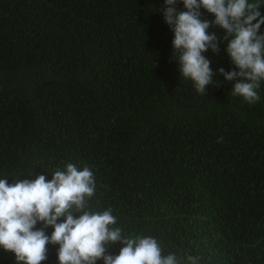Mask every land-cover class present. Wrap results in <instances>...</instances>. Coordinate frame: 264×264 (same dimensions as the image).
<instances>
[{
	"label": "trees",
	"instance_id": "obj_1",
	"mask_svg": "<svg viewBox=\"0 0 264 264\" xmlns=\"http://www.w3.org/2000/svg\"><path fill=\"white\" fill-rule=\"evenodd\" d=\"M164 7L0 0V178L87 166L88 210L111 209L122 234L154 237L181 264H264V82L254 104L231 95L216 72L235 69L222 41L203 53L215 75L198 93L173 57ZM47 248L41 264H58V245ZM0 264L14 253L0 247Z\"/></svg>",
	"mask_w": 264,
	"mask_h": 264
},
{
	"label": "clouds",
	"instance_id": "obj_2",
	"mask_svg": "<svg viewBox=\"0 0 264 264\" xmlns=\"http://www.w3.org/2000/svg\"><path fill=\"white\" fill-rule=\"evenodd\" d=\"M164 3L162 15L174 34L173 57L181 76L205 95L215 73L203 53L209 49L218 53L219 42L226 41L235 69L221 67L216 72L232 83L231 95L249 104L259 101L257 89L264 82V33L260 32L264 4L259 0H182L185 10L180 11L177 0ZM201 8L214 19H202ZM210 27L224 30L220 41L214 32L209 33ZM19 176L0 178V247L14 253L15 264H41L47 259L49 244L58 245V264H96L100 259L104 264H181L175 254L163 255L154 237L128 236L111 227L117 222L111 209L88 210L96 183L87 166L81 170L68 163L62 170H53L51 179L43 174L31 180ZM49 226L53 229L50 235L45 231ZM115 242L124 246L117 255L106 254ZM187 260L189 264L199 262L194 256Z\"/></svg>",
	"mask_w": 264,
	"mask_h": 264
}]
</instances>
